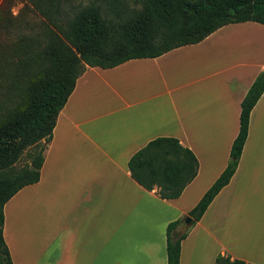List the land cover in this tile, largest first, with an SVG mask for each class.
Wrapping results in <instances>:
<instances>
[{
    "label": "crops",
    "instance_id": "1",
    "mask_svg": "<svg viewBox=\"0 0 264 264\" xmlns=\"http://www.w3.org/2000/svg\"><path fill=\"white\" fill-rule=\"evenodd\" d=\"M211 41L216 57L208 72L169 73L168 59ZM262 71L264 25L255 22L226 25L154 59L88 67L58 115L39 181L4 206L12 264H167L166 227L190 212L226 168L241 102ZM158 137L177 139L198 162L177 199H160L157 187L145 190L128 169ZM20 201L28 231L22 249L12 222ZM219 254L264 264V93L251 111L236 172L189 227L179 264H216Z\"/></svg>",
    "mask_w": 264,
    "mask_h": 264
},
{
    "label": "trees",
    "instance_id": "2",
    "mask_svg": "<svg viewBox=\"0 0 264 264\" xmlns=\"http://www.w3.org/2000/svg\"><path fill=\"white\" fill-rule=\"evenodd\" d=\"M0 1V31L8 32L14 17L9 1ZM64 1L24 0L29 12L41 19L38 30L0 41V264H12L3 238L4 206L39 181L58 115L88 67L111 69L130 60L154 59L198 44L229 24L264 25V0H143L139 12L117 19H105L96 4L65 18ZM263 93L264 71L241 102L239 131L226 168L190 212L167 225V264H179L181 242L189 230L178 236L177 226L185 217L199 221L236 172L251 111ZM28 149H33L29 164L16 168ZM128 169L142 188L157 187L160 199L173 200L195 178L198 162L177 139L158 137L130 158ZM215 263L248 264L220 254Z\"/></svg>",
    "mask_w": 264,
    "mask_h": 264
},
{
    "label": "rangeland",
    "instance_id": "3",
    "mask_svg": "<svg viewBox=\"0 0 264 264\" xmlns=\"http://www.w3.org/2000/svg\"><path fill=\"white\" fill-rule=\"evenodd\" d=\"M10 12L14 17L13 24L8 32L0 31V41L9 42L17 39L19 36H28L38 30L40 18L29 12V7L25 6L24 0H8ZM143 0H65L62 4V11L65 18L73 17L80 10L96 4L102 16L105 19H117L130 17L139 12ZM216 57V49L214 41L207 43L201 47L191 49L181 56L173 59H168L169 73L173 69V75L179 78H185L192 75L205 74L209 71V64L211 68L214 67ZM138 81V80H136ZM33 149L24 151L16 168H20L29 164L30 156ZM23 203V202H22ZM20 203L13 208L14 215L12 222H18L17 239L23 248V239L26 238L27 230L24 232L21 226L23 204ZM11 218V217H10ZM11 221V219L9 220Z\"/></svg>",
    "mask_w": 264,
    "mask_h": 264
},
{
    "label": "water",
    "instance_id": "4",
    "mask_svg": "<svg viewBox=\"0 0 264 264\" xmlns=\"http://www.w3.org/2000/svg\"><path fill=\"white\" fill-rule=\"evenodd\" d=\"M193 224V220L189 217H186L182 220V222L176 228V234L180 236L183 234L191 225Z\"/></svg>",
    "mask_w": 264,
    "mask_h": 264
}]
</instances>
